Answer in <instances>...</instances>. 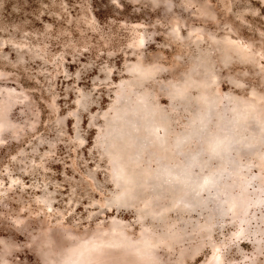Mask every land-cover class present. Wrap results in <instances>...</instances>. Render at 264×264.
<instances>
[{
  "label": "rangeland",
  "instance_id": "1",
  "mask_svg": "<svg viewBox=\"0 0 264 264\" xmlns=\"http://www.w3.org/2000/svg\"><path fill=\"white\" fill-rule=\"evenodd\" d=\"M0 264H264V0H0Z\"/></svg>",
  "mask_w": 264,
  "mask_h": 264
},
{
  "label": "trees",
  "instance_id": "2",
  "mask_svg": "<svg viewBox=\"0 0 264 264\" xmlns=\"http://www.w3.org/2000/svg\"><path fill=\"white\" fill-rule=\"evenodd\" d=\"M215 122H216V120H214V123ZM204 135H205L204 133H200L198 135V138L202 141L203 138H204ZM239 150L241 152H244V151L247 150V148L246 147H241ZM185 155H186V158L189 157L190 160H192V158H197L198 159L199 156L201 155V160H202V157H203V160L201 161L202 162L201 164H202L203 167H206V165L209 164L208 161L216 156V152L210 153V152H204V151H201L200 152V151H198L194 155L192 153H190V152H184V156ZM232 156H234V154H232ZM191 162H194V161H191ZM199 186H200V188L203 187L202 185H199ZM232 187H233V185H230V184L229 185H220L219 186V189H220V191L229 192ZM186 193L187 194H190V190L188 188L186 190ZM187 205L188 206H194V203H189L188 202ZM229 210H230V207H229V205L225 201L222 202V203L216 204V206H212L213 213L216 212L218 214H223V213L228 212Z\"/></svg>",
  "mask_w": 264,
  "mask_h": 264
}]
</instances>
